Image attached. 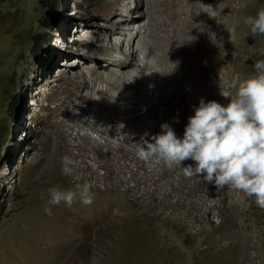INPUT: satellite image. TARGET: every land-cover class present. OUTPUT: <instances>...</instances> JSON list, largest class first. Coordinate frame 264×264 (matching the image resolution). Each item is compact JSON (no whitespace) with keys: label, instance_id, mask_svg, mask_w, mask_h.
Here are the masks:
<instances>
[{"label":"rangeland","instance_id":"rangeland-1","mask_svg":"<svg viewBox=\"0 0 264 264\" xmlns=\"http://www.w3.org/2000/svg\"><path fill=\"white\" fill-rule=\"evenodd\" d=\"M225 1L214 0L219 17L214 19L212 50H205L201 40L199 49L184 45L181 52H192L199 68L212 78L227 80V71L231 81L237 73L245 79L254 73V63L264 59L256 52L264 47V37L252 36L243 18L255 16L264 0H247L240 13L231 14L223 9ZM108 2L0 0V264H264V209L254 198L187 178L180 168L146 164L134 149L133 157L125 154L119 162L106 159L107 164L98 165L91 157L105 158L103 138L98 150L84 152L73 146L72 137L64 149L55 135L53 125L65 107L58 104L66 95L61 87L74 66L61 62L65 55L53 54L69 49L81 60L77 49L99 53L93 36L105 30ZM55 5L60 11L50 30L45 29L43 18ZM199 10L198 16L205 11ZM76 23L86 25L85 30ZM117 32L122 37L130 33L125 26ZM39 38L45 47L35 56L33 41ZM101 51L113 59L91 61L98 67L114 65L124 55L118 46ZM71 85L81 87L80 82ZM215 90L220 96H206V103L227 105L235 97L231 86ZM200 99L194 98L192 105L198 106ZM178 107L189 111L185 102ZM178 135L183 136V130ZM123 145L130 148L127 142ZM64 156L77 162L72 176L61 174ZM188 164L194 162L182 166ZM86 182L93 184L91 205L49 204L50 188L68 190Z\"/></svg>","mask_w":264,"mask_h":264},{"label":"bare ground","instance_id":"bare-ground-1","mask_svg":"<svg viewBox=\"0 0 264 264\" xmlns=\"http://www.w3.org/2000/svg\"><path fill=\"white\" fill-rule=\"evenodd\" d=\"M126 1L127 4L123 3L124 0H109L107 3L110 10L104 16L105 30L99 29L93 36L99 53L90 55L77 49L81 60L73 57L71 50L67 51L71 53L68 56L60 52L53 54L58 57L66 55L65 63L74 66L70 80L61 87L66 95L61 96L58 104H65V107L60 109L62 116L58 122H53L54 133L62 140L64 149L68 150V139L72 137L73 146L84 152L98 150L99 140L103 138L105 150L101 152L105 158L96 160L94 155L90 156L98 165L107 164L106 159L119 162L125 154L132 156L136 143H143V139L152 142V136L162 134L161 126L157 128L160 122L168 124L176 136L182 138L178 131L184 132L188 118L193 115L194 98L201 96L205 100L206 96H220L216 88L228 90L231 86L229 72H223L227 80L216 75L212 78L206 70L199 68L192 52L189 55L181 52L184 45L199 49L203 46L201 40L206 42L205 50H212L214 39L210 40L209 34L214 33V19L219 17L217 1ZM231 2L226 0L223 5L228 14L240 13L248 4L247 0ZM199 9H205L200 16ZM76 24L85 30L86 25ZM121 26L129 29L127 36L122 37L117 32ZM122 31L128 32L125 28ZM189 33L194 40L185 37ZM114 46L124 54L120 62L103 67L91 63L102 57L113 59L112 54L101 49ZM166 49L170 52L166 53ZM72 82H80L81 87L69 86ZM181 101L185 102L188 113L178 107ZM88 129L96 132L98 137L90 136ZM125 142L130 148L123 145ZM120 164L116 165L117 168Z\"/></svg>","mask_w":264,"mask_h":264},{"label":"clouds","instance_id":"clouds-1","mask_svg":"<svg viewBox=\"0 0 264 264\" xmlns=\"http://www.w3.org/2000/svg\"><path fill=\"white\" fill-rule=\"evenodd\" d=\"M243 24L252 36L264 37V7L255 16L244 17ZM194 39L190 36V41ZM209 39H215V34L210 33ZM256 52L264 57V47ZM231 87L236 90L235 97L227 105L199 100L182 138L168 124H162V134L152 136V142L143 139V143H136L135 155L146 164H163L170 170L180 168L185 177L213 184L217 189L228 187L242 192L264 209V59L254 63V73L248 78L235 74ZM189 160L194 164L182 166ZM76 163L69 156L62 157L61 174L72 176ZM92 188L91 182L76 184L68 190L52 187L49 204L64 203L70 208L79 201L91 205ZM45 211L51 215V208Z\"/></svg>","mask_w":264,"mask_h":264},{"label":"trees","instance_id":"trees-1","mask_svg":"<svg viewBox=\"0 0 264 264\" xmlns=\"http://www.w3.org/2000/svg\"><path fill=\"white\" fill-rule=\"evenodd\" d=\"M57 6V7H56ZM59 5H55V7H53L50 11H46V15L45 17L43 18L44 19V22L42 23L43 24V27L45 29H49L52 27L53 23L55 22V14H57L59 12ZM45 47V40L39 38V39H36L33 41V53L35 54V56H38L42 50L44 49Z\"/></svg>","mask_w":264,"mask_h":264}]
</instances>
